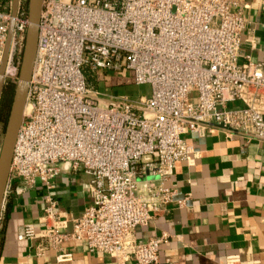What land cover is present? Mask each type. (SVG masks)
I'll list each match as a JSON object with an SVG mask.
<instances>
[{"label": "built area", "instance_id": "2783aa9c", "mask_svg": "<svg viewBox=\"0 0 264 264\" xmlns=\"http://www.w3.org/2000/svg\"><path fill=\"white\" fill-rule=\"evenodd\" d=\"M247 7L243 0H42L8 182L18 180L23 191L37 181L49 186L62 170L82 171L90 199L68 233L59 231L65 220L54 203L46 207L53 223L39 236L51 248L73 240L118 262L157 263L166 234L140 243L134 229L172 201L176 189L166 183L191 153L182 135L220 126L264 141V61H240ZM10 13L11 0H0V57ZM27 25L20 0L6 76L17 74ZM84 70L130 71L149 95L106 97ZM36 235L28 223L18 238Z\"/></svg>", "mask_w": 264, "mask_h": 264}, {"label": "crops", "instance_id": "0c3cea01", "mask_svg": "<svg viewBox=\"0 0 264 264\" xmlns=\"http://www.w3.org/2000/svg\"><path fill=\"white\" fill-rule=\"evenodd\" d=\"M243 1L248 7L240 34V61L263 62L264 0ZM122 74L101 72L104 86L109 82L101 93L112 97L111 87L125 83ZM182 137L191 153L176 163L166 183L176 193L146 225L134 229L136 241L166 234L155 264H264V141H247L220 126ZM87 180L82 171L62 170L49 186L37 181L19 191L20 182L9 181L0 215V264H137L118 262L73 240L56 250L39 236L53 223L45 211L51 202L61 214L59 219L65 220L59 231H71L73 219L90 200L84 188ZM28 223L37 235L20 240L18 235ZM40 247L42 255L37 254ZM58 251L72 253V259L57 262Z\"/></svg>", "mask_w": 264, "mask_h": 264}, {"label": "water", "instance_id": "95a60500", "mask_svg": "<svg viewBox=\"0 0 264 264\" xmlns=\"http://www.w3.org/2000/svg\"><path fill=\"white\" fill-rule=\"evenodd\" d=\"M20 0H11V18L9 20L6 41L0 57V96L6 80L7 63L13 37L14 18ZM42 0H28L27 17L28 25L18 67L17 79L13 91L7 120L4 127L2 143L0 147V215L2 211L4 196L8 184L9 168L12 150L18 128L23 119L26 96L31 76V70L36 52L38 38V23Z\"/></svg>", "mask_w": 264, "mask_h": 264}, {"label": "rangeland", "instance_id": "374dc122", "mask_svg": "<svg viewBox=\"0 0 264 264\" xmlns=\"http://www.w3.org/2000/svg\"><path fill=\"white\" fill-rule=\"evenodd\" d=\"M20 60H21V55H20ZM19 60V63H20ZM16 61V60H15ZM19 67V65H18ZM17 74H18V70H17ZM17 74L14 76H10V74L8 73L6 76V80H13L14 83L17 79ZM84 74L86 76L87 82L88 84L94 88L95 90H97L98 92H102L103 90L105 91L109 82H106L105 86L103 84L102 81V76L98 77V73H92L89 70H84ZM120 78L122 79V81H124L125 83H122V85L120 86H113L111 87V89L109 90V93L112 94V97H115L114 95H117V98H121L123 94L126 95L123 96L126 99H128L129 101H135L136 99H138V97L140 95H145L148 96L149 92H150V86L148 84H135L133 82V78H132V73L130 71H124V74L119 75ZM99 78V79H98ZM196 92H194L195 94ZM4 127L5 125L0 123V147H1V143H2V137H3V132H4Z\"/></svg>", "mask_w": 264, "mask_h": 264}, {"label": "trees", "instance_id": "16d2710c", "mask_svg": "<svg viewBox=\"0 0 264 264\" xmlns=\"http://www.w3.org/2000/svg\"><path fill=\"white\" fill-rule=\"evenodd\" d=\"M27 3L28 0H22V5L24 7L26 14H27ZM14 87H15V83L13 80H5L2 93L0 96V123L4 125L7 120Z\"/></svg>", "mask_w": 264, "mask_h": 264}]
</instances>
